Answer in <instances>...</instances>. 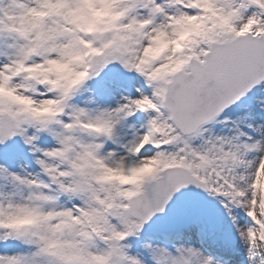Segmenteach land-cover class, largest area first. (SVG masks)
<instances>
[{"label":"snow or ice","instance_id":"6c2138e0","mask_svg":"<svg viewBox=\"0 0 264 264\" xmlns=\"http://www.w3.org/2000/svg\"><path fill=\"white\" fill-rule=\"evenodd\" d=\"M0 264H264V0H0Z\"/></svg>","mask_w":264,"mask_h":264}]
</instances>
